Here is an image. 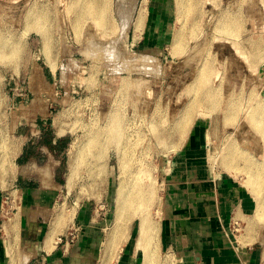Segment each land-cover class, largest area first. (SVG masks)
<instances>
[{"label": "rangeland", "instance_id": "374dc122", "mask_svg": "<svg viewBox=\"0 0 264 264\" xmlns=\"http://www.w3.org/2000/svg\"><path fill=\"white\" fill-rule=\"evenodd\" d=\"M92 1L0 0V53L5 55L0 59V136L7 143L0 163V248L13 250L9 262L5 256L6 264H38L44 236L55 217L62 211L67 215L62 220L65 223L61 222L63 229L57 227L54 238L59 236L61 241L55 246L73 245L81 234L77 212L81 205L90 204L104 215L97 243L101 262L112 258L109 264H114V256L125 246L127 251H139L137 264H141L143 256L136 243L139 220L129 215L128 225L122 226L123 232L114 240L118 248L102 256L107 231L113 230L116 191L120 184L131 189L137 182L153 197L147 213L159 229L157 264H179L162 243L160 228L171 160L183 150L193 130L200 134L201 145L204 129L212 138L209 151L207 145L201 148L200 161L218 171L228 170L225 165L232 161L243 186L248 176L242 170V155H238L243 151L253 162L263 160L262 147L251 146L260 139L246 116L257 104L264 117V0H189L181 15L174 0H146L144 4L134 0L128 19L120 13L118 0H111L112 28L99 29L87 16L76 28V17ZM139 6L145 12L137 29ZM175 40L182 52L178 46L174 50ZM243 51L245 58L240 56ZM204 77L216 90L213 119L197 118L188 132L180 130L177 123L187 113L190 100L198 97L195 91L203 86ZM39 105L45 109L39 110ZM36 112L47 115L53 133L64 134L67 141L61 166L65 182L75 155L79 154V160L82 155L85 158L72 188L63 187L51 206L29 211L35 220L26 224V212L19 206L20 191L12 183L10 145L16 123L34 119ZM113 115L120 122L118 129ZM122 157L127 163L125 171L119 165ZM249 191L247 195L254 200L253 190ZM253 213L233 220L229 233L235 243L248 239L262 251L264 224H251L248 229ZM13 216L17 227L6 234L2 225Z\"/></svg>", "mask_w": 264, "mask_h": 264}, {"label": "crops", "instance_id": "0c3cea01", "mask_svg": "<svg viewBox=\"0 0 264 264\" xmlns=\"http://www.w3.org/2000/svg\"><path fill=\"white\" fill-rule=\"evenodd\" d=\"M38 109L45 106L39 105ZM207 130L204 129L201 145L200 134L194 129L183 150L171 160L160 228L162 243L179 264H262V251L253 242L247 239L243 244L235 243L229 233L233 220L255 213L256 200L247 195L248 190L233 170L218 171L200 161L203 160L201 148L206 149ZM63 135L54 134L47 115L37 112L34 119H20L15 125L9 147L12 183L20 191L19 206L26 212L23 215L26 224L35 220L29 211L51 206L66 187L61 167L67 148ZM253 145L263 148L261 141H254ZM102 216L90 204L81 205L77 212L79 239L70 246L57 244L50 252L42 245L38 264H105V261L109 264L112 258L101 262V250L97 246ZM4 250L0 248V264H6ZM138 254L136 249L127 251L124 246L114 256V264H137Z\"/></svg>", "mask_w": 264, "mask_h": 264}, {"label": "bare ground", "instance_id": "6f19581e", "mask_svg": "<svg viewBox=\"0 0 264 264\" xmlns=\"http://www.w3.org/2000/svg\"><path fill=\"white\" fill-rule=\"evenodd\" d=\"M110 1L111 0H93L91 3H89V6H87L86 8L83 9L82 14H80V15H78L76 17V20H75V26H76V28H78L79 23L81 21V18L83 19L85 16H87V18L91 20L92 24L95 27H98L99 29L100 28L101 29L110 28L112 26V22H113V18L109 16L110 15L109 14L110 13V11H109L110 10ZM133 2H134V0H118L119 11H120V13L122 12V14L126 18L128 17V14L130 13L129 11L131 10L130 8H131V5L133 4ZM174 2H175V7L177 6L178 13L181 15V13H184L183 11L185 9H187V5L186 4L189 2V0H174ZM142 3L143 4L146 3V0H142ZM190 3L192 4V2H190ZM197 3H196V5H198ZM143 4H141V5H143ZM139 7H140V9L138 10L137 18L135 19L136 20L135 21V26H136L137 29H139L138 27H140L139 25H141V23L143 21V18H144V14L143 13L145 12V8H143L144 6L143 7L142 6H139ZM191 9L192 8L190 7L189 11ZM190 13H192V12H190ZM125 17H124V19H125ZM186 17H187V15H186ZM111 18H112V20H111ZM122 18H123V16H122ZM188 18H189V13H188ZM224 23H226V22H224ZM113 26H114V24H113ZM221 26H223V25H221ZM229 26H230V24H229ZM191 27H192V25H191ZM234 27L235 26H233V27L231 26V28H233V29H234ZM192 28H191V30H192ZM225 30L227 31V30H230V29L228 28V29H225ZM225 30L222 33H226ZM229 33H232V32H229ZM191 34H194V33H192V31H191ZM225 36H226V34H225ZM227 36H228V34H227ZM233 39H235V38H233ZM235 41L234 42L231 41V42L234 43V44H236L238 41L237 42H235ZM177 44L179 45L178 40H175L174 41V46H173L174 47V50H178V47L179 46ZM0 45H1V43H0ZM181 49L182 48L179 47V51ZM181 52H182V50H181ZM181 52H180V54H181ZM240 54L239 55L242 56V58H245L246 57L245 54H244V51L241 52ZM252 56H251V59H252ZM4 57H5V55L3 53H0V59L2 58V60H3ZM254 59H256V57ZM249 63H251V62H249ZM252 67H250V68H252ZM252 70H254V69H252ZM205 74L207 75V73H205ZM201 76H202V73H201V75H200L199 78H202ZM205 77H204V79H205ZM208 82H209V78L204 80L203 86L200 89H198L197 91H195L196 92V95L198 94V97L196 96V98L194 100H190V102L187 104V109H186L187 110V113L184 114L185 116L183 117V119L180 118L181 119L180 123H179V121L177 123L178 126H181L182 127V128H180V130H183L184 129L185 131H187V130L191 129L192 124H194V122H195V120L197 118H200V119H208L209 118L210 119V117H211L210 115L212 114V112H214L215 104L218 101H217V98L215 97L216 96V93H215L216 90L214 89V87L212 85L209 86L208 85ZM191 89H192V87H191ZM187 94H190V93H187ZM206 102H208V104H209V107H207L208 109L205 108V105H206L205 103ZM230 109H234V108H231L230 107ZM262 111L263 110H262L261 106H258L256 104V107H254L253 111H251L250 114L248 116H246V120H247L248 124L250 125L252 131L254 130V132L256 133V135L259 136V139H260V141L263 144V148H262L263 149L262 150V158H263V160L261 162L260 161L259 162L258 161L257 162H253V160L251 158H250L251 159L250 160L249 157H246L247 156L246 153H244V155L242 154L243 151L241 152V154L238 155V156H241L242 155V161H244V167H243L242 170L248 176L247 177V180H246V183L244 184V186H245L244 188H246L248 190V192H250L249 190H253L254 195H255V197H254L255 199L254 200H256V203H255L256 204L255 205L256 206V211H255V213H253L252 220L248 224V229L249 228H252L251 226L254 225V224H256V225L264 224V117H261L262 116V114H261ZM116 119H117L116 115H113V119L112 120H116ZM225 120H226V122H228L229 118L227 117V118H225ZM119 124H120V122L116 120V128H117V126ZM183 131H182V133H183ZM177 135H178V133H177ZM118 138H119V136H114L113 137V139H116V140H119ZM205 139H206L207 150L209 151L210 150V145H211V140H212L211 137H210V134L207 133L206 136H205ZM93 140H94V143L97 142V138L96 137L93 138ZM182 140H184V139H182ZM6 147H7L6 141H4V139L0 136V163L1 164H2V161H3V157H5V154L7 152L6 151L7 150ZM91 149H92L91 146H89L88 150H91ZM174 150L176 151V149H174ZM177 150H179V149H177ZM91 151H90V153H92ZM76 155H75V158L78 159V157H76ZM82 157L85 158L84 155H82ZM73 158H74V156H73ZM84 158H82L80 160L79 159L78 160H76V159L75 160H72V162L69 164L68 174L66 173L67 174V177H66V182H67L66 183L67 184L66 185V188H68V190L70 188H72V186L74 185L75 179L77 177L79 165L81 163H83ZM209 159L211 161H213L214 156H212V154H211L209 156ZM124 160L125 159L122 157L121 160H120V164H119L120 165V169L122 171H125V167L127 165V163H125ZM225 167H227L228 170H233L236 167V165L234 163H232V161L229 160V162H227V165H225ZM236 168H235V170H236ZM235 170H233V171H235ZM235 172H237V171H235ZM140 178H139V181H140ZM142 180H144V179H142ZM136 186L137 187H132L130 189V186H128L127 184L124 185V183H123V184H120V187H119L118 191H116V193H117V196H116L117 199H116V202H115L116 203V207H115L116 210H115V215H114L113 230L111 232L107 231V237H106V239L104 240V243H103L102 256L104 258V254L105 255H108V253H111L110 251H112L113 249H117L118 248L117 244L115 243V241H116L115 238L120 233L123 232V227L122 226L123 225H126L127 222L129 221V219L127 217L129 215V216H132V217H134L136 219L138 218V220H139L138 229H137V237H136V241L137 242L136 243H137V247L140 249V251L142 253V256H143L142 257V264H157V258H156L157 256H156V253H157V248H158L159 229L156 226V224L154 223V221L152 222L149 219L150 216L147 213L148 205H149V203L151 201L152 195H150L145 189H143L142 186H139L137 184V182H136ZM133 190L135 192L134 193H131ZM75 208L71 209L70 218H69L70 220H72V217H73V215L75 213ZM62 210H65V209H62ZM63 213H64V211H62L61 214L59 213L55 217V220L51 223V227H50L49 231L47 232V234L45 236L44 245L43 246H44V249L47 252H50L52 250V248L55 246V244L57 243V241L60 240V237L59 236H57L56 239L54 238V236H55V234H57L56 231L58 230L57 227H59V225H62V229H63V224H61V222H64L65 220L64 221H62V220L65 217H67V215H65ZM66 219H68V218H66ZM132 220H134V219H132ZM16 221H17V219H15V216L6 218V221L2 225V228H3L4 232H6V234H8L9 232H14L15 231L14 230L15 227H17V226H15L16 225L15 224ZM236 223H237V221H236ZM108 232H109V234H108ZM124 232L126 233V231H124ZM126 235H128V234H126ZM121 238H122V236H121ZM5 256H6L7 260H8V262H9L10 258H13V250L11 249V247H9V246L5 247ZM262 258L264 259V243H263V249H262ZM166 260H168V258Z\"/></svg>", "mask_w": 264, "mask_h": 264}, {"label": "built area", "instance_id": "2783aa9c", "mask_svg": "<svg viewBox=\"0 0 264 264\" xmlns=\"http://www.w3.org/2000/svg\"><path fill=\"white\" fill-rule=\"evenodd\" d=\"M59 241H61V239Z\"/></svg>", "mask_w": 264, "mask_h": 264}]
</instances>
